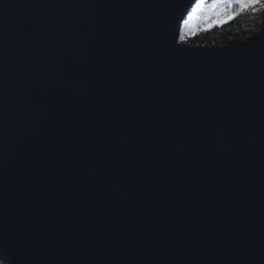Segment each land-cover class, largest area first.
Masks as SVG:
<instances>
[{
    "label": "water",
    "instance_id": "obj_1",
    "mask_svg": "<svg viewBox=\"0 0 264 264\" xmlns=\"http://www.w3.org/2000/svg\"><path fill=\"white\" fill-rule=\"evenodd\" d=\"M197 1L0 0V262L264 264V19Z\"/></svg>",
    "mask_w": 264,
    "mask_h": 264
},
{
    "label": "rangeland",
    "instance_id": "obj_2",
    "mask_svg": "<svg viewBox=\"0 0 264 264\" xmlns=\"http://www.w3.org/2000/svg\"><path fill=\"white\" fill-rule=\"evenodd\" d=\"M198 3L200 7H196ZM245 3L247 6L241 7V0H223L220 3H214V0H198L184 22L182 28L184 40L182 42L191 44V39L195 35L210 30L217 25L224 24L219 23V21L229 22L232 18L242 13L264 12V0H260L259 3L255 4L247 3V0H245ZM210 25L211 27H209Z\"/></svg>",
    "mask_w": 264,
    "mask_h": 264
},
{
    "label": "trees",
    "instance_id": "obj_3",
    "mask_svg": "<svg viewBox=\"0 0 264 264\" xmlns=\"http://www.w3.org/2000/svg\"><path fill=\"white\" fill-rule=\"evenodd\" d=\"M264 19V12L242 13L229 22L217 25L210 30L195 35L191 41L192 45H224L235 38L245 39L246 36L254 34L261 29V20ZM0 264H3L0 262Z\"/></svg>",
    "mask_w": 264,
    "mask_h": 264
},
{
    "label": "snow or ice",
    "instance_id": "obj_4",
    "mask_svg": "<svg viewBox=\"0 0 264 264\" xmlns=\"http://www.w3.org/2000/svg\"><path fill=\"white\" fill-rule=\"evenodd\" d=\"M223 2V0H214V3H220ZM260 0H247V3H251V4H255V3H259ZM246 3L245 0H241V7H246ZM196 7H200V4L198 3L196 5ZM227 21H219V23H226ZM211 27V25L209 26ZM180 40L183 41L184 40V33H183V29H181V33H180Z\"/></svg>",
    "mask_w": 264,
    "mask_h": 264
}]
</instances>
